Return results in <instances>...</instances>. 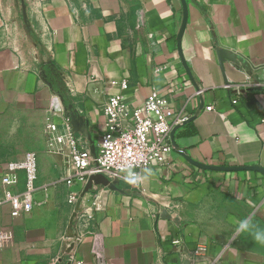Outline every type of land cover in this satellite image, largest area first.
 Here are the masks:
<instances>
[{"label":"crops","instance_id":"1","mask_svg":"<svg viewBox=\"0 0 264 264\" xmlns=\"http://www.w3.org/2000/svg\"><path fill=\"white\" fill-rule=\"evenodd\" d=\"M256 80L264 0H0V175L19 153L37 161L31 211L0 206L12 232L0 264H264V245L234 231L246 217L264 229ZM154 89L168 121L183 119L165 162L139 185L67 183L74 167L65 149L48 151L44 125L62 132V109L75 108L96 148L106 98L139 107ZM23 182L20 172L13 190Z\"/></svg>","mask_w":264,"mask_h":264},{"label":"built area","instance_id":"2","mask_svg":"<svg viewBox=\"0 0 264 264\" xmlns=\"http://www.w3.org/2000/svg\"><path fill=\"white\" fill-rule=\"evenodd\" d=\"M121 86L126 87V84L122 82ZM253 86L255 90L262 91L264 83L256 80ZM225 87L230 88L231 85L227 83ZM234 88L237 93H243L240 87ZM236 101L235 98L232 102ZM168 105L167 96L155 89L139 107H129L121 94L109 95L101 107L105 128L93 154L87 139L73 130L69 113L84 115L75 108L65 107L62 109V132H59L58 125L54 122L44 125L46 147L50 152L65 149L66 156L74 167L67 183L85 180L95 174H101L109 180H121L124 179L125 169L129 168L141 174L144 168L152 164H163L173 149L170 133L183 119L169 122L166 115ZM51 109H60L58 100H52ZM206 109L210 110L212 106H207ZM20 172L24 174L23 187L14 191ZM36 180L37 161L33 152L25 151L9 160L0 175V206L8 204L13 216L29 213L34 205ZM68 202H75L74 194L69 195ZM11 238V230L0 227V250L3 242Z\"/></svg>","mask_w":264,"mask_h":264},{"label":"clouds","instance_id":"3","mask_svg":"<svg viewBox=\"0 0 264 264\" xmlns=\"http://www.w3.org/2000/svg\"><path fill=\"white\" fill-rule=\"evenodd\" d=\"M124 179L131 185H139L147 179L146 176L129 169H125ZM235 235L250 234L254 241L260 245H264V229L254 225L250 217L241 219L235 227Z\"/></svg>","mask_w":264,"mask_h":264},{"label":"water","instance_id":"4","mask_svg":"<svg viewBox=\"0 0 264 264\" xmlns=\"http://www.w3.org/2000/svg\"><path fill=\"white\" fill-rule=\"evenodd\" d=\"M178 53L181 57V49L178 45ZM184 67L186 68L188 74L190 75V71L188 70V67L186 66V63H184ZM70 114V119H71V124L73 126V130L75 132H78L80 133L84 138H86L87 140H90V133L88 132L87 128H88V122L84 119L83 116H80V115H76L74 113H69ZM180 125H176L171 133H170V137H171V143L173 145V148H175V145H174V142H173V134H174V131L176 130L177 127H179ZM90 149H91V153L93 154L94 153V147L91 145L90 146ZM90 180H93V179H97L99 181H103L104 183H106L107 181H109L108 178H106L105 176L101 175V174H95V175H90L88 177ZM112 182H116L118 180H111Z\"/></svg>","mask_w":264,"mask_h":264},{"label":"trees","instance_id":"5","mask_svg":"<svg viewBox=\"0 0 264 264\" xmlns=\"http://www.w3.org/2000/svg\"><path fill=\"white\" fill-rule=\"evenodd\" d=\"M261 90L264 91V88H262Z\"/></svg>","mask_w":264,"mask_h":264},{"label":"rangeland","instance_id":"6","mask_svg":"<svg viewBox=\"0 0 264 264\" xmlns=\"http://www.w3.org/2000/svg\"><path fill=\"white\" fill-rule=\"evenodd\" d=\"M20 2H22L23 0H19Z\"/></svg>","mask_w":264,"mask_h":264}]
</instances>
